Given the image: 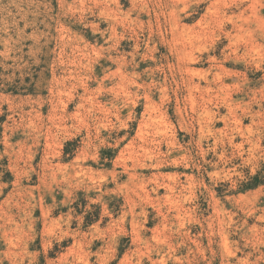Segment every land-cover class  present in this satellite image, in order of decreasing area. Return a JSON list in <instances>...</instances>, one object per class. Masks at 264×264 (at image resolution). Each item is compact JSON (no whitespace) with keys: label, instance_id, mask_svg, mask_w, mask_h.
Returning <instances> with one entry per match:
<instances>
[{"label":"rangeland","instance_id":"obj_1","mask_svg":"<svg viewBox=\"0 0 264 264\" xmlns=\"http://www.w3.org/2000/svg\"><path fill=\"white\" fill-rule=\"evenodd\" d=\"M0 264H264V0H0Z\"/></svg>","mask_w":264,"mask_h":264},{"label":"bare ground","instance_id":"obj_2","mask_svg":"<svg viewBox=\"0 0 264 264\" xmlns=\"http://www.w3.org/2000/svg\"><path fill=\"white\" fill-rule=\"evenodd\" d=\"M196 85V84H195ZM195 87V86H194Z\"/></svg>","mask_w":264,"mask_h":264}]
</instances>
